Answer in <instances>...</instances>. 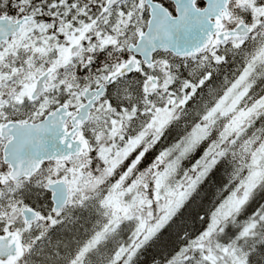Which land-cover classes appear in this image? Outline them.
<instances>
[{
    "label": "trees",
    "instance_id": "obj_1",
    "mask_svg": "<svg viewBox=\"0 0 264 264\" xmlns=\"http://www.w3.org/2000/svg\"><path fill=\"white\" fill-rule=\"evenodd\" d=\"M106 2L0 0V18L32 19L23 29L21 38L0 48V101L4 104V108L0 105V123H34L59 106L68 104L73 109L80 91L93 88L102 77L114 74L126 62L127 48L136 43L139 33L146 27L148 10L143 0H128L103 14ZM165 7L172 12L169 4ZM71 31L75 32L74 36ZM79 36L83 38V51L71 59L69 69H53L50 79L54 80V85L41 98L52 105L43 110L38 105L40 101L14 103L18 92L23 90L24 79L52 71L49 70L50 61ZM259 39L257 35L254 40L246 39L234 48L216 47L191 57L158 53L152 68L140 63L136 72L112 81L106 86L98 110L95 108L92 118L82 128L90 152L68 165H43L30 180L11 183L5 177L6 167L0 156V234L11 229L18 232L17 228L21 231L25 253L16 264H71L81 252L86 253L83 264H109L126 242V237H121L122 225L126 223L123 221L121 228L108 232L93 246L112 216L104 202L113 187L109 178H103L99 184L102 166L95 156L110 148L114 155L146 134L139 151L128 160L139 154L130 179L149 184V187H152L153 177L171 161L177 164L176 178L191 174L192 179L193 167L210 153L213 146L217 147L218 153L215 164L181 209L127 264H210L194 250L195 243L210 229L214 234L213 245L223 236L226 238L225 235L231 238L224 241L229 244L233 239L240 243L244 239L242 246L248 264H264V154L257 158V166L261 164L263 168L258 167L260 182L256 191L245 193V201L240 198L247 203L245 208L218 220V211L233 198L241 196L242 184L250 171L247 168L252 163V150L239 151L236 145L226 147L219 144L217 137L227 125H236L239 116L219 120L215 132H209L206 138L188 147L193 134L206 125L225 93L254 62L260 50L254 49ZM258 69L263 72L264 64ZM260 75L242 106L240 104L242 110L261 105L264 72ZM260 109L261 116L257 115L253 122L244 117V137L255 140L259 136L258 142L256 140L259 146L264 144V105ZM161 111L171 112L170 118L160 133L153 136L149 131ZM1 148L0 141V152ZM219 153L222 155L217 156ZM128 160L123 165L126 166ZM85 161L90 163L84 165ZM78 163L81 164L79 168L84 167L80 179L81 196L74 199L71 195L68 205L54 213L47 187L52 181L63 178L68 181V169H79ZM123 165L115 170L121 172ZM113 174L117 175V172ZM22 209L37 212L38 220L26 226L20 216ZM48 220L55 223L45 224ZM220 260L225 264H237L226 255H221Z\"/></svg>",
    "mask_w": 264,
    "mask_h": 264
},
{
    "label": "rangeland",
    "instance_id": "obj_2",
    "mask_svg": "<svg viewBox=\"0 0 264 264\" xmlns=\"http://www.w3.org/2000/svg\"><path fill=\"white\" fill-rule=\"evenodd\" d=\"M239 1L246 2L247 0ZM74 33L72 31L70 32V34L73 36ZM78 34L81 35L82 33L80 32ZM21 37L22 35L19 34L15 39L17 40ZM80 38V36L77 37L66 47L64 51H60L62 54H59L57 58L50 61L49 70H52V74L53 69H58L61 67L65 70L70 68L72 60L69 56V50L79 41ZM88 41L89 39L86 40L85 45L88 43ZM261 55L264 59V51H262ZM41 74L42 73L39 72L33 77L24 79V84L22 86L23 90L18 92L14 103L22 105L26 100H30L29 98L34 89L35 82ZM108 76H110V74L102 77L100 81H105ZM257 76L258 74L256 71H254V64L246 68V70L232 85L230 90L220 100L212 114L208 117L206 125L202 128H199L193 134L188 143V147L194 143L197 144L202 139L206 138L209 132H215L219 128V120L229 116L231 118L235 115L239 116V121L236 122V125H227L226 129H223L217 137L220 140L219 144H222L226 147L234 148L236 145V148L239 149V151L244 152L252 150L250 152L253 155L251 156L252 163L251 165H248L247 169L250 171L246 180L242 184V189L240 191L241 196L238 198H233L230 203L227 202L228 204H226L223 209L218 211V220L232 214L235 215L240 210H242L244 205L241 204L243 201L240 200V198L243 197L245 201L246 196H244V194L247 193L248 195L250 191H256L260 182V177H257L259 172L258 169L263 168V166L261 164L257 166V163L259 162L260 155L264 154V144L261 146L256 145L259 136H257L255 140H249L250 138L244 137V117L245 119L247 118L248 121L252 122L255 120L257 115L260 117L262 114V109L260 108L264 105V98L260 102L261 105L258 107L254 106L248 110H242L240 108V104L242 106L243 100H245L244 98L247 97L253 81ZM53 85L54 80L50 79L46 84L47 90L52 88ZM83 93L84 90L77 94L78 96L75 102V106L77 108L79 107L77 101L81 99ZM0 105L3 106V102H0ZM38 105L41 106L43 110H47L52 104L49 100H42L40 103H38ZM97 114L99 115V113ZM170 114L171 112L168 111H161L158 113L154 119L155 123L151 127L152 131H149L152 132L153 136H155L157 133H160L159 131L162 130L161 128L164 126L165 122L169 120ZM147 136L148 135L146 134L131 141V143H128L122 151H116L114 155L113 149L110 148L100 151V153L95 156L99 159V162L102 166V170L98 176V180L100 181L99 184L103 178L112 179L113 184L111 189L112 191L106 197L104 202L107 208H110L112 216L110 217L107 228L104 229V232L99 234L96 243L102 238L106 237L108 232H115L118 230V228H121L120 224L123 221L126 223V225H122L123 234L121 236L126 237V242L119 248L110 264H127L134 254L147 242H149L150 239L166 225L172 216L181 209L184 203L189 199L190 195L194 192L197 185L204 177H206V175L211 170L210 168H212L215 164V154L218 153V149L216 146H213L209 153L213 154L205 155L203 159L193 167L191 171L192 174L194 173L192 179H190L189 176L191 174L183 178H176L175 170L177 164L176 161H171V163L164 166L157 176L153 177L152 187H149V184H141L139 181L130 179L135 168L133 166L138 161L139 154L136 155L132 160L130 159V161L128 159L139 151L138 148L142 145L143 140ZM220 155H222V153H219L217 156ZM257 158H259L258 161ZM127 160L129 161L128 164L126 166L123 165V163ZM89 163L90 161H85L84 165ZM78 164V168L81 167V164ZM121 164L124 166V170L121 172L120 170H115ZM83 168L84 167L74 169L70 167L68 169V181L66 180L67 178L61 179L67 183L74 199H78L81 196L80 179L83 175ZM114 171L117 172V175L113 174ZM82 185H84V183ZM238 192L234 194H237ZM143 208L147 210L145 211ZM212 235H214L213 230L210 229L202 238L198 240L197 243H195L194 246V250L197 253H201V256L206 262L219 263L221 261V255H226L231 259V261L237 264H248L247 254H245V249L242 246L244 239L241 243L239 240L235 239H233L232 243L230 244L224 243V241L231 239L225 235L226 238L216 240L215 244L213 245Z\"/></svg>",
    "mask_w": 264,
    "mask_h": 264
},
{
    "label": "water",
    "instance_id": "obj_3",
    "mask_svg": "<svg viewBox=\"0 0 264 264\" xmlns=\"http://www.w3.org/2000/svg\"><path fill=\"white\" fill-rule=\"evenodd\" d=\"M126 0H108L103 12ZM159 1L173 4L174 16ZM231 0H145L150 19L147 28L139 35L135 45L128 47L131 59L122 66L108 81L119 79L137 70L138 59L147 67L152 66L153 55L157 52L171 53L178 57L193 56L207 49L214 34L221 35L218 42L229 40L232 36H247L251 30L243 25L230 33L221 34V20L228 18L227 6ZM202 2L205 8L196 9L195 4ZM24 18L14 22L8 17L0 18V45L16 36L31 21ZM210 20L214 23L211 24ZM81 48L80 43L70 49L75 56ZM49 72L41 76L35 85L31 99L40 98L45 92V81ZM104 86L96 91H87L84 99L87 104L78 113L69 107H59L41 122L32 124L9 123L0 128L1 139L7 141L2 155L5 165L10 167L8 179L17 182L30 179L49 162L67 163L71 158L81 157L90 151L89 144L80 135V126L90 117L94 103L104 95ZM72 117V118H71ZM71 118L72 130L68 131L67 122ZM79 134V135H78ZM52 193L54 211L58 212L68 203L69 189L65 182L58 181L48 186ZM25 222L31 223L37 215L29 210L23 211ZM23 255V247L18 237H0V264H15Z\"/></svg>",
    "mask_w": 264,
    "mask_h": 264
},
{
    "label": "flooded vegetation",
    "instance_id": "obj_4",
    "mask_svg": "<svg viewBox=\"0 0 264 264\" xmlns=\"http://www.w3.org/2000/svg\"><path fill=\"white\" fill-rule=\"evenodd\" d=\"M235 1L236 0L231 1L229 6H228V11H229L228 12L229 13L228 18L225 19L223 17L222 20H221L222 33L226 34V33L232 32V31H234L237 28V26L243 24V25H245V26H247V27L252 29V31H253L252 35L249 36V37H246V38L232 37V38H230V40H228L229 42L225 41L222 44H217L216 40H217V38H218V40L221 39V35L217 36L215 34V36L213 37V42L211 44V47L212 48L213 47L234 48L235 46H239V45L243 44V42L246 39L252 40V38H253V40H254L257 37V35H258L260 37V39H259L258 43L255 44L254 49L260 48L261 51H264V0H247L246 2L245 1L240 2L239 0H237L236 2ZM161 4L162 5L163 4L166 5L167 3L166 2H161ZM195 6H196L197 9L202 10L205 7V4H203L202 2H197L195 4ZM210 22L212 24L214 23L213 20H210ZM258 52H259V50H258ZM257 66L258 65H254V71H256V73L258 74V76H257V78H258L259 75L264 72V70H263V72H261L258 69ZM245 70L246 69H244L243 72ZM257 78H255V80L253 81V84L256 82ZM83 104H85V103L83 102L81 105H83ZM0 126H2V125H0ZM49 196H50V200L52 202V194L50 193ZM70 201H71V194L69 195V202ZM53 206L54 205L52 203V208H53ZM24 223H25L26 226L34 224V223L27 224L26 222H24ZM54 223H55L54 220H48L45 224L52 225ZM17 230H18V232H15L12 229L8 230L7 232H5L3 234H0V236H8V235H12L13 234V235L19 236L21 238L22 237L21 236L22 235L21 231L18 228H17ZM97 244H99V243H94L93 246L97 245ZM85 254L86 253H84V252H81L80 254H78L76 260L72 261L71 264H83V258H84ZM69 259H71V258L69 257ZM214 264H217V263H214ZM223 264H225V263H223Z\"/></svg>",
    "mask_w": 264,
    "mask_h": 264
}]
</instances>
